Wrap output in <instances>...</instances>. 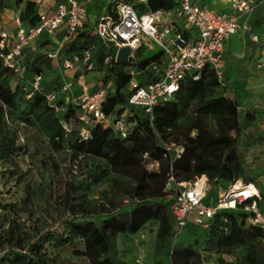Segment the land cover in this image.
Instances as JSON below:
<instances>
[{
    "label": "trees",
    "instance_id": "1",
    "mask_svg": "<svg viewBox=\"0 0 264 264\" xmlns=\"http://www.w3.org/2000/svg\"><path fill=\"white\" fill-rule=\"evenodd\" d=\"M18 3L19 21L26 27L35 26L36 4L29 0ZM174 7L170 0H160L152 10ZM256 12L253 19L262 20L261 9ZM86 51L88 63L101 74V84H109L102 112L107 116L127 112L126 122L131 127L125 138L96 124L88 126L86 139L81 138L78 107L69 101L64 104L61 95L56 102L61 111L46 102V93L58 90L61 84L50 83V89L41 82L38 90L27 89L26 83L13 85L16 77L0 57V163H13L18 150L15 128L19 125L38 132L47 146L41 160V184L27 189L19 209L29 217L28 230L15 220L8 221L0 233V264H57V258L46 252L49 245L67 248L87 264H126L117 252V234L135 235L148 222L157 224L152 264H205L201 251L219 256L218 264H264V229L250 224L240 207L217 212L206 228H200L201 242L177 245L170 203L165 200L173 190L149 197L140 186L146 181L162 188L171 179L174 183L189 182L200 175L210 185L225 183L224 187L241 180L257 187L260 206L264 188L240 149L247 147L244 134L253 125L254 115L246 112L241 119L238 103L223 96L225 86L213 70L205 68L198 80L183 79L168 101L154 107L150 118L128 104L129 83L132 77L139 85L157 80L160 72L152 67L159 64L162 52L139 60L136 50L132 63L118 64L115 49L84 25L59 49L56 61H82ZM52 69L47 53L28 51L22 81L30 76V83L34 75L42 77L44 71ZM194 104L202 109L191 114ZM63 123L69 126L68 131ZM171 144L182 147L178 158ZM146 160L156 163L157 168L142 174ZM105 179L107 190L98 200H90V189ZM223 256L233 258L228 261Z\"/></svg>",
    "mask_w": 264,
    "mask_h": 264
},
{
    "label": "built area",
    "instance_id": "2",
    "mask_svg": "<svg viewBox=\"0 0 264 264\" xmlns=\"http://www.w3.org/2000/svg\"><path fill=\"white\" fill-rule=\"evenodd\" d=\"M145 3L146 0H137ZM227 12L218 13L195 0H178L172 18L166 17L163 10H149L139 12L127 2H120L113 11L98 17L92 29L99 39L108 46H112L114 58L117 50L128 47L131 54L146 41L151 42L162 52L159 64L152 68L160 72L159 77L147 85H139L132 77L130 80V95L128 104L143 110L151 118L154 107L168 101L179 89L183 79L198 80L205 68L213 70L221 86L224 87L223 71L226 45L231 35L243 30L247 39L254 45H260L264 50V33L253 31L248 23L256 8L254 0H228ZM87 14L75 0H63L53 9L38 14L35 26L26 27L16 18V31L11 48L0 52L4 65L9 68L15 77L23 75V61L28 51H35L31 46L32 40L45 35L51 37L63 27L65 41L74 35L86 24ZM244 20V22H241ZM4 33L0 34V49L3 48ZM64 41L47 56L56 61L59 49ZM89 52H84L82 65L90 68ZM255 68L264 70V58L255 62ZM132 75V73H131ZM42 77L34 75L30 81L32 90L40 88ZM73 85L80 90L79 97L70 101L78 107L77 120L79 122V136L86 139L89 135L88 126L100 125L110 128L115 135L125 138L130 131L131 124L126 122L127 112L121 115H105L101 104L105 99L106 86L99 85L94 92L89 91L86 78L82 71L71 81L64 82L58 90H52L45 95L46 102L55 110L61 111L57 105L60 95L68 96ZM78 99L79 102L75 100ZM68 131L69 126L63 123ZM175 157L182 153L181 146H174ZM169 148H167L168 150ZM173 182V180L171 179ZM209 183L204 175L195 177L192 181L176 183L172 193L166 197L170 203L169 210L174 222L176 236L188 224L196 228H206L213 216L220 211L235 210L240 207L248 214L247 221L260 229H264V211L258 202L260 193L257 187L250 182L236 180L228 183L217 191L216 199L205 202L209 195ZM214 200V203H213ZM136 264H143L141 258Z\"/></svg>",
    "mask_w": 264,
    "mask_h": 264
},
{
    "label": "crops",
    "instance_id": "3",
    "mask_svg": "<svg viewBox=\"0 0 264 264\" xmlns=\"http://www.w3.org/2000/svg\"><path fill=\"white\" fill-rule=\"evenodd\" d=\"M33 1L36 4L37 13L44 11H49L53 9L58 3L63 0H29ZM77 4L83 8L87 14V20L85 27L89 30L94 28V25L99 16L113 11L114 6L120 2H127L132 4L136 10L139 12L152 10L155 4L160 0H146L145 3H139L137 0H75ZM178 0H170L171 3H175ZM196 3L200 5L208 6L218 13L227 12L229 9L228 0H195ZM256 3V8L254 9L255 14L258 9H261V18L260 21H255L253 19L254 15L248 18V23L251 25L254 32L261 34L264 33V0H254ZM176 7L169 11H164L166 17L172 18L174 10ZM162 10V9H161ZM253 12V13H254ZM19 14V11H18ZM18 14L12 17L2 16L0 25V34L4 33L6 38L3 40L2 50L8 51L14 41V34L16 31L15 20L18 18ZM244 22V20H241ZM60 34V35H59ZM65 29L63 27L59 28L54 35L47 37L45 35L37 37V39L31 44L34 48L39 46L38 50L41 53L52 52L59 44L64 41V44L68 41H65ZM35 44V45H34ZM35 49V48H34ZM0 49V52L2 51ZM140 52V59H144L152 56L158 52V47L152 44L149 41H146L140 45L137 49ZM158 50V51H156ZM36 51V50H35ZM134 50L132 52V57L134 59ZM150 54H147L149 52ZM259 58H264V50L261 49L260 45H254L248 41L246 33L243 30H238L233 35L230 36L225 51L224 58V74L225 79L223 82L225 84L223 96L231 101L234 99L238 103V113L241 119L244 118L246 112L252 113L255 117L253 125L248 127L244 134L245 144L247 147L241 146L240 149L245 154V161L252 170V175L255 177L256 181L260 184H264V70H258L255 68V62ZM74 63L69 67L68 60L54 61L57 64V67L60 69V66L64 70H60L61 84L67 81L74 82L75 77L79 72L78 62L82 64V61H78L76 58L73 59ZM78 61V62H77ZM60 64V65H59ZM51 71H44L42 74L41 82L46 85L51 79L48 74ZM132 73V71H131ZM99 75H101L99 73ZM23 77H16L13 82V85L29 83L30 76L26 78L25 81H22ZM73 78V79H72ZM232 80V81H231ZM87 81V78H86ZM74 84V83H73ZM88 84V82H87ZM26 85V84H25ZM102 85L100 78L97 82V87ZM30 86V84H29ZM52 85H48L50 89ZM76 86V85H73ZM71 88L70 93L68 94L66 100L69 102L74 99V94L78 93L80 95V90L76 88ZM91 92V90L89 89ZM64 97V95H61ZM149 223V222H148ZM146 223L145 225H147ZM142 227V229L145 227ZM140 229L136 234L141 232ZM156 230V229H155ZM135 234V235H136ZM133 236V235H130ZM155 232L153 235L152 243V254L154 246ZM120 257V256H119ZM122 257V258H121ZM120 258L126 263L127 254L124 252L123 256ZM127 264V263H126Z\"/></svg>",
    "mask_w": 264,
    "mask_h": 264
},
{
    "label": "rangeland",
    "instance_id": "4",
    "mask_svg": "<svg viewBox=\"0 0 264 264\" xmlns=\"http://www.w3.org/2000/svg\"><path fill=\"white\" fill-rule=\"evenodd\" d=\"M20 9L21 4L18 3V0H0V25H2V16H4V18L5 16L12 17L17 15ZM36 39L37 38L32 40L31 43H33ZM38 47L39 46L36 47V45L34 47L37 54L41 53V51L38 50ZM150 53L152 52L150 51L147 54ZM90 54H92V52H90ZM72 63H74V61L69 62V67ZM77 64H79V71H82L85 78H87L89 89L91 91L96 90L100 75L94 69V65L91 63L90 68L87 69L85 65H82L79 62ZM60 70L64 69H62L61 66L59 69L57 64L54 62V70L48 74L51 78L48 83H52V85L61 84L62 81L59 75ZM223 79H225V75H223ZM25 86L27 89H30L29 83H26ZM73 88H76V86H73ZM77 97H79V94H74V99ZM66 98L67 96L62 97L64 104L68 103ZM75 101L79 102L78 99ZM200 109H202V105L194 104L190 106L189 112L191 114H195ZM15 129L17 134L16 146L18 150L13 157V163H0V233L7 228L8 221L10 220L17 221L22 224L26 230H28L27 227L29 224V217L26 213L19 211V209L26 196L27 189H36L41 184V160L43 158V153L47 151L46 140L38 132L22 125L17 126ZM156 168V163L146 160L144 162L142 174H146ZM80 177L81 176H78V180ZM173 183L172 181H169L164 187L160 188L152 186L146 181H141L140 186L143 187L144 194L146 196L153 197L159 192L173 190L176 187V182L174 184ZM108 185V180L105 179L99 185L92 187L88 194V198L93 201L98 200L101 194L107 190ZM224 185L225 183L209 184V195L205 202L209 203L212 199L215 200L217 191L220 188H223ZM261 185V187L264 188V184ZM260 208L264 210V201L260 203ZM156 226V223L149 222L139 234L133 236L117 234L116 248L118 255L121 257L125 252L127 254V257L125 258L127 260V264H136L135 260L137 258H141V262L143 264H152V243ZM175 232H177V230H175ZM202 233L203 231L200 228H194L188 224L177 234L174 243L177 245L187 244L192 243L194 240H199L201 242ZM46 252L50 257L55 256L57 258V264H87L82 258L73 256L71 251L67 248L57 249L52 245H49L47 246ZM201 258L205 264H218L217 262L219 260V256L206 253L204 251H201ZM232 258L233 257L231 256H223V259L228 261L232 260Z\"/></svg>",
    "mask_w": 264,
    "mask_h": 264
},
{
    "label": "water",
    "instance_id": "5",
    "mask_svg": "<svg viewBox=\"0 0 264 264\" xmlns=\"http://www.w3.org/2000/svg\"><path fill=\"white\" fill-rule=\"evenodd\" d=\"M118 64H130L133 62L131 50L128 47H121L117 50L114 58Z\"/></svg>",
    "mask_w": 264,
    "mask_h": 264
}]
</instances>
